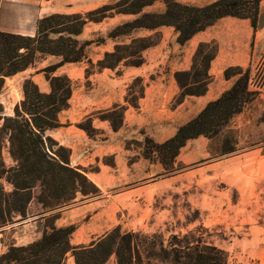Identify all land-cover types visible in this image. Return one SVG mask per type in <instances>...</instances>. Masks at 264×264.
<instances>
[{
    "label": "trees",
    "instance_id": "trees-1",
    "mask_svg": "<svg viewBox=\"0 0 264 264\" xmlns=\"http://www.w3.org/2000/svg\"><path fill=\"white\" fill-rule=\"evenodd\" d=\"M158 2L163 4L162 10H146ZM260 4L261 0H214L204 5L181 0H118L85 13L47 15L38 20L33 36L0 31V92L6 77L49 56L59 59L43 69L50 83V92H42L32 79H26L24 98L15 106L14 114L0 115V121H3L0 126V226L12 222L17 215L26 218L34 198L46 212H54L74 203L80 193L84 198L101 195L100 188L88 177V171L72 166L70 149L47 135V131L62 126L59 114L70 106L74 88L73 80L66 74L54 75L59 67L87 60L90 65L86 69L87 75L105 68L115 70L122 63L139 67L145 62L144 51L160 42L161 35L157 30L163 26L174 27L178 33L176 41L181 45L224 17L250 20L255 34ZM117 14L134 17L109 30L106 37L78 39L88 23H98ZM140 31L151 33L136 35ZM107 38L117 40L114 49L94 63L88 55L90 46L102 44ZM121 38L130 40L120 41ZM217 52L216 41L198 45L191 70L175 74L180 93L172 106L180 104L188 95L206 93L212 80L210 64ZM224 76L227 79L238 76V79L219 99L179 126L170 139L157 143L146 137L145 158L159 162L168 170L188 141L200 136L213 139L219 135L224 123L240 113L255 95L248 90L249 69L230 66L225 69ZM136 82L140 88L134 94ZM144 88L143 79H135L128 88L127 104L138 108ZM0 107L3 111L2 105ZM125 108V105H115L104 113L102 119L109 120L113 130L118 131L123 124ZM79 126L93 136L90 121ZM3 134L16 162L14 166L7 167L2 159ZM2 181L12 189L8 191ZM36 189L38 193L35 195ZM59 216L57 212L46 217L48 222L40 239L28 244H10L0 254V264H66L70 255L74 256L76 264H105L113 256L117 264H228L227 253L199 233V229L184 234L173 233L165 243L164 239L157 240L156 234L123 231L121 226H116L87 245H72L71 237L78 225L58 227L55 221Z\"/></svg>",
    "mask_w": 264,
    "mask_h": 264
},
{
    "label": "rangeland",
    "instance_id": "rangeland-1",
    "mask_svg": "<svg viewBox=\"0 0 264 264\" xmlns=\"http://www.w3.org/2000/svg\"><path fill=\"white\" fill-rule=\"evenodd\" d=\"M210 1L187 2L204 5ZM163 8V4L158 2L146 10ZM133 17L128 16L127 19ZM96 27L91 22L86 28L88 39L96 40L106 36L104 30L95 31ZM149 34L147 31L136 33ZM55 61V58H50L47 63ZM255 63L258 77H254L252 87H255V83L263 87L264 49ZM81 65L86 66V69L90 67L87 60ZM124 67L134 66L122 63L118 71L121 73ZM118 71H114V75H118ZM89 76L85 73V77L73 81L74 85L91 88L93 81L86 79ZM15 81L14 78L9 80L8 87L2 88L0 92V106L3 108L0 115H5V106L13 115L15 105L20 101L18 80ZM139 88L140 84L136 82L133 85L134 94ZM259 92L264 94V88ZM255 97L252 96V99ZM260 104L246 112L241 125L237 117L233 120L236 114L224 123L217 137L210 139L200 136L188 141L168 170L159 162L144 157L145 138L152 137L145 134L143 129L124 128L120 133H114V130L105 131L94 127L93 119L109 122L102 119L108 109H97L95 105L87 107L93 118L88 119L82 112L74 118H66V125L73 121L86 135L88 133L79 126L80 123L90 121L94 128L91 136L94 142L89 147L96 143L94 149H97L98 154L85 169L96 173L97 177L99 175L96 182L101 186V195L85 199L80 193L74 203L53 213L62 214V210H71L67 214L69 221L79 226L92 224L97 234L121 226L123 231L156 234L157 240L164 239L165 243L173 233L184 234L199 229V233L227 253L228 264H264V103ZM62 117H68V114L63 113ZM2 124L1 120L0 126ZM1 139L4 141V161L3 151L9 142L5 134ZM2 182L8 191L12 189L7 182ZM34 193L36 195L38 189ZM82 205H86L84 209H90V213L79 212ZM42 211L43 206L34 198L26 218L17 215L12 222L0 226V254L10 244L26 241L22 236L29 230L18 225L19 221L29 220L34 215L42 214ZM92 215L97 216L90 219ZM47 222L44 218L38 227L44 229ZM36 226L34 224L31 230Z\"/></svg>",
    "mask_w": 264,
    "mask_h": 264
},
{
    "label": "crops",
    "instance_id": "crops-1",
    "mask_svg": "<svg viewBox=\"0 0 264 264\" xmlns=\"http://www.w3.org/2000/svg\"><path fill=\"white\" fill-rule=\"evenodd\" d=\"M114 1L118 0H0V31L33 36L36 33L38 20L47 15L58 12L85 13ZM181 1L187 2L190 0ZM153 6L155 5L150 7ZM128 16L133 15L117 14L101 22H94L97 26L94 30L98 31L101 29L107 34L115 26L129 20L127 19ZM89 24L78 36L79 40H91L88 39L89 36L85 33ZM157 31L161 32L162 35L160 42L144 51L145 62L143 65L139 67H124L120 75H114L113 73L118 71L119 68L115 70L105 68L102 71L92 73L86 78L93 81L91 88L84 89V85H74L70 106L59 114L62 126L47 131V135L59 142L60 145L70 149L72 166L86 168L98 154L97 149H94L96 143L93 144V147H89V144H92V141L94 142L91 137L82 133L81 129L73 121H70L68 125L64 122L66 118H74L81 112L87 118H93L92 115H89L90 111L87 107L96 105L97 109H109L115 105H125L123 126L120 130H114L113 132L120 133L124 128L134 129L139 127L145 131V134L154 138L157 143H163L176 134L179 126L195 118L204 110L207 104L219 99L234 86L238 76L229 79L224 76L225 69L230 66H241L250 70L248 90L256 95L254 99L244 105L242 111L234 116L233 120H236L237 117L239 125H241L246 112L261 106L260 103H264V94L259 92L264 86L261 87V84L258 86V83H255V87H252L254 77H258L255 62L259 59L264 49V0H261L259 24L255 34L250 20L234 17H224L218 20L214 25L194 35L184 45L177 43L178 33L174 27L163 26ZM129 40V38L120 39V41L125 42H129ZM211 41L218 43V52L210 64L209 74L212 76V80L206 93L200 96L188 95L180 104L172 106L175 97L180 93V86L175 74L191 70L193 57L198 45L202 42ZM116 43L117 40L107 38L102 44H92L88 50L89 58L93 62L102 59L106 52L114 49ZM93 52L94 54L96 53L95 59L93 58ZM50 58H55V62L59 60L54 56H49L22 72L6 77L3 89L8 87L7 83L9 80L13 78L16 79L15 82L18 80V95L21 101L24 98V81L32 79L42 92H50V83L43 71L46 66L52 64L47 63ZM82 63L83 61L66 63L59 67L54 75L66 74L73 81H78L81 77H85L86 73V66H82ZM136 78H142L145 85L144 95L139 99L138 108L126 102V92ZM63 113L68 114V117L63 118ZM4 114L12 115L11 112L7 111L6 106ZM93 124L96 129L113 130L108 121L100 120L97 122V119H93ZM3 158L8 167L16 164L10 154L9 146L3 151ZM95 174L88 172V177L98 187H101L96 182V178L99 179V175L97 177ZM84 206L86 205L79 207V212L90 213V209H84ZM70 211L62 210V214L55 222L58 227L75 224L74 221H69L70 217H68L69 215L67 216ZM51 213L53 212H46L43 209L42 214L34 215L26 221H19L18 225L25 226L29 232L22 236L23 239H26L25 242L15 243L17 245L28 244L40 239L44 229L39 228L38 224ZM96 216L92 215L90 219ZM34 224L37 226L31 230V228H34ZM104 234L105 232L97 234L92 224H81L80 226L78 225L73 233L71 244L87 245ZM66 264H76L74 256L70 255ZM105 264H117L115 257L113 256Z\"/></svg>",
    "mask_w": 264,
    "mask_h": 264
}]
</instances>
